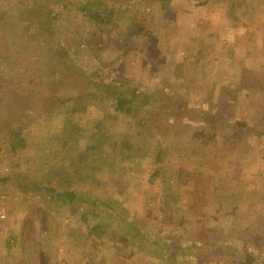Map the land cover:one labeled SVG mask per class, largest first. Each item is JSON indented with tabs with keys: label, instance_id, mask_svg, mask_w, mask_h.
<instances>
[{
	"label": "rangeland",
	"instance_id": "rangeland-1",
	"mask_svg": "<svg viewBox=\"0 0 264 264\" xmlns=\"http://www.w3.org/2000/svg\"><path fill=\"white\" fill-rule=\"evenodd\" d=\"M0 24V264H264V0H0Z\"/></svg>",
	"mask_w": 264,
	"mask_h": 264
},
{
	"label": "trees",
	"instance_id": "trees-1",
	"mask_svg": "<svg viewBox=\"0 0 264 264\" xmlns=\"http://www.w3.org/2000/svg\"><path fill=\"white\" fill-rule=\"evenodd\" d=\"M90 7H91V2L86 1L80 7V9L82 10V12H86V14L90 18H92L93 20H95V19L98 20L99 17H101L100 14L98 12H91ZM39 12H41L40 9H39ZM39 12L38 11H34V10L33 11L28 10L27 11L26 18L32 16V19L33 18H36L37 19V22H38L39 21V18L38 17L40 16V13ZM112 14H113V12L111 13V15ZM22 15H23V13H22ZM32 19H31V21H32ZM50 20H51V18H49V19L47 18L48 26H49V24H51ZM103 20H104V22L106 24H108L109 19L104 18ZM0 27H1V24H0ZM38 27H40V26H38ZM48 49L49 48L47 47V51H48ZM67 55H69V54H67ZM58 56L61 57V56H64V55L63 54H59ZM56 80L57 79H55V80L52 81V85L53 86H56V82H57ZM8 89L9 88H4L3 85L0 84V92H4L3 96H4V98H5L6 101L9 100V97H10L9 94H11L10 90H8ZM115 89L118 90V92L116 94V97L113 100V102L115 103V106L113 107V110L115 112L122 113V114H125V115H130L133 112V110H135L138 107H140L139 102H138V99H137V96H136L135 93H132V94L125 93V91L123 89H121L120 87H116ZM45 98H46L45 101L48 103V107H46V109L47 108H50L51 106H54L55 104H58L60 102V99L58 97H56L55 95L51 94L49 91H48V94H47V96ZM84 111H85L84 108H81V107H79L77 105H74V106H71L70 107V113H72V114L73 113H82ZM211 119L213 120V118H211ZM220 122L223 123V120L220 121ZM210 128H211V126H207V132H210L211 131ZM229 136L230 135L227 134V135H224L221 138L223 140V142H224L223 143V147L228 145L227 142L230 139ZM235 139H238V135L237 134H233V136L231 137L230 140L232 142H234ZM201 141L202 142H206V139H202ZM15 143H14V147H16V145L17 146H23L24 145L23 140H21L19 138H17V140H16ZM158 158H160V157L158 156ZM62 197L65 199V201H67L68 204L73 203L75 201V199H80L81 198V196L79 194H77L75 191H68L64 195H62ZM67 203H65V204H67Z\"/></svg>",
	"mask_w": 264,
	"mask_h": 264
}]
</instances>
